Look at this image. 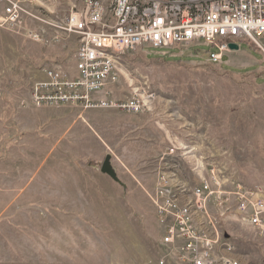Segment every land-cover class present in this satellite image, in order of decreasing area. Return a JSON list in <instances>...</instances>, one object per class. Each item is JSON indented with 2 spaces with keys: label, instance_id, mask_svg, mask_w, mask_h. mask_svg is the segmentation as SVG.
<instances>
[{
  "label": "rangeland",
  "instance_id": "374dc122",
  "mask_svg": "<svg viewBox=\"0 0 264 264\" xmlns=\"http://www.w3.org/2000/svg\"><path fill=\"white\" fill-rule=\"evenodd\" d=\"M85 1L25 0V26L43 30L39 41L0 31V168L81 167L84 175H71L84 176L81 186L86 189L85 205L72 207L75 214L68 217L75 233H61V216L49 221L44 206H30L39 199L24 191L21 212L2 227L6 235L1 246H8L19 231L37 226L31 245L38 252L19 255L34 264H158L161 227L147 192L154 191L155 159L166 147L185 145L191 164L210 163L230 181L264 187L262 57L243 39L221 65L200 62L185 52L162 58L137 49L121 56L118 80L108 88L115 99L134 91L153 93L149 111L33 106L31 86L43 78V67L56 66L75 76L76 37L55 38L56 31L46 23L80 11ZM106 156L116 180L103 182L99 169ZM180 165L198 184L190 164ZM27 176L21 174V182ZM230 233L240 264H264V233L239 226H231ZM47 247L58 252L40 250ZM62 247L69 250L68 256H61Z\"/></svg>",
  "mask_w": 264,
  "mask_h": 264
},
{
  "label": "built area",
  "instance_id": "2783aa9c",
  "mask_svg": "<svg viewBox=\"0 0 264 264\" xmlns=\"http://www.w3.org/2000/svg\"><path fill=\"white\" fill-rule=\"evenodd\" d=\"M24 3L0 0V31L39 41L43 30L25 26ZM46 24L56 31L55 38L76 37L75 76L56 66L43 67V78L31 86V103L36 107L149 111L153 93L134 91L115 99L108 88L118 80L121 56L137 49L162 58L185 52L200 62L221 65L233 51L229 43L243 39L260 53L264 70V0H86L80 11ZM190 152L185 145H172L155 159L154 191L147 196L161 227L162 254L157 263L240 264L230 227L264 233V187L230 181L210 163L191 164ZM181 161L190 164L198 184L183 174Z\"/></svg>",
  "mask_w": 264,
  "mask_h": 264
},
{
  "label": "crops",
  "instance_id": "0c3cea01",
  "mask_svg": "<svg viewBox=\"0 0 264 264\" xmlns=\"http://www.w3.org/2000/svg\"><path fill=\"white\" fill-rule=\"evenodd\" d=\"M237 51L233 50L229 53H235ZM83 170L85 169L81 167L56 168L48 166H37L31 169H22L19 167L0 168V184H3V186H0V239L6 235V232L2 228L4 227L5 220L7 218L10 220L15 214L21 212L19 211L22 203L20 197L26 190L29 191V194L37 197L36 199H39L37 203L31 204L30 206L38 204L44 206L45 208L42 209L43 211L45 210L49 221H56V218L59 220L58 216H61V233H75L68 224V217L75 214L72 207L85 205L86 189L84 186H81L85 181V177H75L71 174L79 175L81 173L84 175ZM99 171L100 178L103 182L116 180L115 171L112 167V174L103 172L101 167ZM21 174H28L29 176L25 178V181L21 182ZM26 192L25 194H27ZM33 208L35 209L31 210L36 211V214H33L35 216L34 222L37 223V208ZM13 228L17 227L14 226ZM52 231H58V229H52ZM37 232V226L33 231L23 229L13 236V241L7 242L9 244L8 246H1L2 243L0 242V264H34L29 258L20 257L19 255L32 251L34 253L38 252L39 248L31 245L35 242V237L37 236L35 233ZM44 235L48 236V233ZM40 250L43 253H51V255H55L58 252L54 247H47L44 250L42 248ZM66 254L68 256L69 250H65L62 247L61 256H65Z\"/></svg>",
  "mask_w": 264,
  "mask_h": 264
},
{
  "label": "water",
  "instance_id": "95a60500",
  "mask_svg": "<svg viewBox=\"0 0 264 264\" xmlns=\"http://www.w3.org/2000/svg\"><path fill=\"white\" fill-rule=\"evenodd\" d=\"M229 48L232 49V50H238L239 49V46L236 44V43H229ZM101 170L103 172H106V173H109V174H112V171H111V164H110V161H109V156H106V158L104 159V162L101 166Z\"/></svg>",
  "mask_w": 264,
  "mask_h": 264
}]
</instances>
